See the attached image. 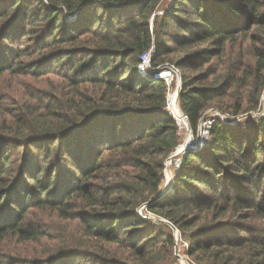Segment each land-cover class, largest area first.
Returning <instances> with one entry per match:
<instances>
[{"label":"trees","instance_id":"trees-1","mask_svg":"<svg viewBox=\"0 0 264 264\" xmlns=\"http://www.w3.org/2000/svg\"><path fill=\"white\" fill-rule=\"evenodd\" d=\"M238 41L252 66L229 54L212 69ZM150 49L152 68L181 73L195 136L234 86L255 105L264 0H0V264H164L177 244L166 222L194 264H264V114L214 121L149 203L180 144L167 86L138 71ZM25 79L48 88L6 86ZM55 222L81 242L50 238Z\"/></svg>","mask_w":264,"mask_h":264},{"label":"rangeland","instance_id":"rangeland-1","mask_svg":"<svg viewBox=\"0 0 264 264\" xmlns=\"http://www.w3.org/2000/svg\"><path fill=\"white\" fill-rule=\"evenodd\" d=\"M238 42L239 43H236L230 49L227 48L226 54L221 59L218 58L212 60L211 63L212 69L218 68L220 70V65L224 63L226 64L229 54H231V59L234 58L237 59L235 64V68L237 71L241 72L242 70H244L245 67L252 66L253 60L249 55V44L247 42H244L243 44H241L240 41ZM177 77L178 78L175 77L171 81L170 87L168 88V93H172L175 90V86L178 80L181 84V73L179 71ZM20 82L19 81L8 82L6 86L9 84H13L17 88H23L25 90L28 88L39 89V90H45L48 88V84H41L40 82L31 81L29 83H26L27 82L26 79L21 80ZM27 85L29 87H27ZM2 86H4L3 83ZM255 101L256 102L254 105V103H252L251 101V97L248 89L234 86L227 92V97L225 99H223L220 102L214 103L210 108H208L204 112L202 119L198 124L197 133L199 127L202 126L203 123L206 122V120L208 119L225 118V121H227L228 124L241 125L252 122L256 118L261 117L264 114V86ZM236 108L238 109L236 110L235 113ZM179 133H180V144H182L188 136V130L186 127H182V128L180 127ZM176 159L177 158L170 159V157H168L164 162V171H163L164 179L161 182L158 194L163 189H165V186L167 185L168 179L166 178L165 175L166 171H168L169 175H171L172 177L175 168L174 161ZM170 186L171 184L168 186V189L164 195H161L159 198H156L157 195L156 194L150 199L149 203L154 204L160 201L161 198H163V196L167 194V192L170 189ZM147 218L156 222L161 221L152 213H150V217L147 215ZM74 226L75 225L70 224V227L69 226L66 227L65 224H58L57 222H55L51 224L52 229L49 231V236L50 238H54L57 241L60 240L64 241L65 246L74 247L75 244L81 242L80 238L77 235H75V233L72 231ZM185 248L186 247L183 241L179 240L175 245V249L172 250L171 256L166 255V261L164 264H191V262L193 263L194 258L187 256V253L185 252L186 251Z\"/></svg>","mask_w":264,"mask_h":264},{"label":"built area","instance_id":"built-area-1","mask_svg":"<svg viewBox=\"0 0 264 264\" xmlns=\"http://www.w3.org/2000/svg\"><path fill=\"white\" fill-rule=\"evenodd\" d=\"M151 56H152V50L150 49V50H148L146 53H144L140 57V64L138 66L139 73L144 75V76L151 75L156 80H162L165 83V85L167 86V89H168L170 87V83L173 80V78H175V77L178 78L177 77L178 76L177 69H175L172 66H168V65H164V66H161V67H159L157 69H154V68L151 67ZM173 92H175L176 99H177L178 94L180 92V82H179V80L176 83L175 90ZM169 94H171V93H168V91H167L166 109L168 110V112H170L169 107H168V96H169ZM169 114L175 121L176 118L173 116V114L171 112ZM181 116H182V119L185 122L183 126L180 125V123L177 120L175 121L176 126L178 128L179 137H180V133H179L180 127L181 128L182 127H186L187 128L188 136L185 139V141L182 144H179L178 147L175 149V151L169 156L170 159L171 158H177L174 161V163H175L174 164V167H175L174 168V172L179 167V164H180V158L179 157L181 155H183L188 150H193V149H196L198 147H201L202 145H204L207 142L209 129H210V127H211V125H212V123L214 121L218 120L222 124L227 123V121H225V118L224 119L223 118L208 119V120H206V122L203 123L202 126L199 127L198 133H196V135L194 136L191 133L190 128L188 126V122H187L186 116H184L182 114V112H181ZM186 144H188L187 147H185ZM177 151H180V154L176 155L175 153ZM174 172H173L172 177H171V175H169V177H168L166 175V173H165L166 178L168 179L167 181L170 180L172 182V179H173V176H174ZM138 215L140 216V218H143V219H148L147 215L150 217V213H148L145 208L141 209L139 211ZM166 223L170 226L171 230L175 233L174 237H175L176 242H178L179 240L182 241L180 239V236H179V233L177 232V230L170 223H168V222H166ZM177 235H178V237H177ZM184 245L187 248V245L185 243H184Z\"/></svg>","mask_w":264,"mask_h":264},{"label":"bare ground","instance_id":"bare-ground-1","mask_svg":"<svg viewBox=\"0 0 264 264\" xmlns=\"http://www.w3.org/2000/svg\"><path fill=\"white\" fill-rule=\"evenodd\" d=\"M168 107H169L170 112L176 118V120L180 123V125L183 126L185 122L182 119L181 112L177 104L175 92L169 94L168 96ZM166 175L169 177L168 171H166Z\"/></svg>","mask_w":264,"mask_h":264},{"label":"water","instance_id":"water-1","mask_svg":"<svg viewBox=\"0 0 264 264\" xmlns=\"http://www.w3.org/2000/svg\"><path fill=\"white\" fill-rule=\"evenodd\" d=\"M180 89H181V84H180ZM187 146H188V144L185 145V147H187ZM175 154L176 155L180 154V151H177ZM170 183H171L170 180L167 181V185L165 186V189H163L159 194H157L156 195V198H159L161 195H164L166 193V191H167L168 186L170 185Z\"/></svg>","mask_w":264,"mask_h":264}]
</instances>
